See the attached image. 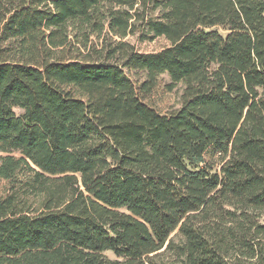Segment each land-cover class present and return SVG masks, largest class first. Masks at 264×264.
Wrapping results in <instances>:
<instances>
[{
	"label": "trees",
	"instance_id": "1",
	"mask_svg": "<svg viewBox=\"0 0 264 264\" xmlns=\"http://www.w3.org/2000/svg\"><path fill=\"white\" fill-rule=\"evenodd\" d=\"M0 264H264V0H0Z\"/></svg>",
	"mask_w": 264,
	"mask_h": 264
},
{
	"label": "rangeland",
	"instance_id": "2",
	"mask_svg": "<svg viewBox=\"0 0 264 264\" xmlns=\"http://www.w3.org/2000/svg\"><path fill=\"white\" fill-rule=\"evenodd\" d=\"M127 42H129L131 44H136L134 38H128L127 39ZM160 45H161V43L142 44V45L138 46V48L142 52H152V51H155L156 49H158ZM161 79L165 83H169V78L166 75L162 76ZM182 90H183V87L181 85H178L177 88H176V96H175V98L169 104V108L171 110H176V109L179 108V105H180V96L182 94ZM105 255L108 258H110V259H114L113 255L111 253H105Z\"/></svg>",
	"mask_w": 264,
	"mask_h": 264
}]
</instances>
